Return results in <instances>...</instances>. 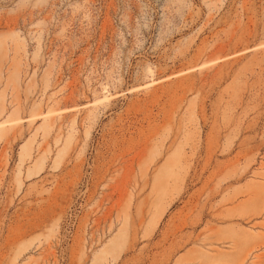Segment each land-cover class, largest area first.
<instances>
[{
    "label": "rangeland",
    "instance_id": "1",
    "mask_svg": "<svg viewBox=\"0 0 264 264\" xmlns=\"http://www.w3.org/2000/svg\"><path fill=\"white\" fill-rule=\"evenodd\" d=\"M0 264H264V0H0Z\"/></svg>",
    "mask_w": 264,
    "mask_h": 264
}]
</instances>
